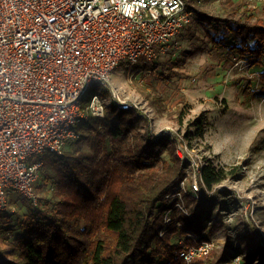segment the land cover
<instances>
[{"label":"built area","instance_id":"built-area-1","mask_svg":"<svg viewBox=\"0 0 264 264\" xmlns=\"http://www.w3.org/2000/svg\"><path fill=\"white\" fill-rule=\"evenodd\" d=\"M194 15L186 0H0V212L11 207L12 190L37 203L43 162H30L32 156L61 154L80 136L77 125L89 111L105 116L98 93L83 105L90 87L109 85L114 105L133 108L112 85L113 71L122 61L133 66L169 51ZM186 150L183 145L176 150L183 160ZM204 186L202 173H195L165 195L160 236L172 227L184 230L174 211L189 215L187 195L202 198ZM184 232L178 240L184 246L173 258L178 264H192L215 246L213 238ZM187 239L192 243L186 245ZM231 261L244 264L241 255Z\"/></svg>","mask_w":264,"mask_h":264},{"label":"trees","instance_id":"trees-1","mask_svg":"<svg viewBox=\"0 0 264 264\" xmlns=\"http://www.w3.org/2000/svg\"><path fill=\"white\" fill-rule=\"evenodd\" d=\"M196 12L212 41L226 49L225 61L245 58L264 68V19L252 21V15L245 11L242 16L224 17ZM260 78L264 82V70ZM149 100L160 113L167 110L159 93L154 92ZM185 113V107L180 106L168 115L182 122ZM202 123H197L199 135H203ZM150 124V118L142 117L137 110L119 109L113 103L105 107L102 118L89 111L77 125L78 140L89 150L77 153L64 149L61 154L48 156L60 176L56 186L58 207L38 209L35 215L23 219L18 246L0 248V264H153L158 259H172L178 264L180 261L173 258L184 246L176 241L178 233L182 237L188 230L210 238L205 234L203 219L207 210L200 209V203L190 215L183 214L184 230L174 227L159 235L164 197L180 183L185 165L176 153V138L155 136ZM201 173L204 188L211 190L235 175L237 169L227 170L208 159ZM218 192L213 197L202 196L213 200ZM11 198L12 194L9 201L13 204ZM187 200L197 201L192 197ZM8 214L7 210L0 212L3 217ZM191 243L190 239L185 241L186 245ZM228 253L224 250L217 255L213 250L192 264H224ZM259 253H252L244 264H254ZM262 254L256 264H264Z\"/></svg>","mask_w":264,"mask_h":264},{"label":"rangeland","instance_id":"rangeland-1","mask_svg":"<svg viewBox=\"0 0 264 264\" xmlns=\"http://www.w3.org/2000/svg\"><path fill=\"white\" fill-rule=\"evenodd\" d=\"M186 2L195 17L175 37L176 42L173 40L170 50L153 60L141 58L133 66L122 61L113 71L111 82L120 89L122 97L137 105L130 109L137 110L144 118H150L155 136L172 135L176 138V150L178 145L187 147L186 160L180 158L185 165L182 179L187 177V183L195 173L201 172L197 165L201 166L208 159L227 170L237 169L235 175L227 177L213 189H203L202 193L211 197L219 191L213 200L202 196L194 203H188L187 198L192 196L186 197L189 215L198 203L201 204L200 209L207 210L203 214L207 229L205 234L216 241L209 253L193 261L207 257L213 250L217 255L227 250L229 253L224 264H231L233 256L241 255L245 261L252 253L260 251L254 262L256 264L264 253V82L260 78L264 68L260 63L245 58L234 57L225 61L226 49L212 41L208 27L198 20L196 10L220 17L242 16L245 11L252 15L253 21L257 17L264 19V2ZM109 87L100 82L94 83L85 95L83 105L89 104L93 93L100 95L105 106L112 104ZM154 92L161 95L167 107L163 113L151 105L149 96ZM180 106L186 110L182 122L168 115ZM172 115L175 117V114ZM198 121L203 122V135L197 133ZM78 138L68 141L64 149L77 153L88 151V145ZM107 144L110 149L108 138ZM48 156L39 154L29 159L30 162L41 159L43 162L35 186L36 204L12 190L13 204L7 210L9 214L0 216L1 249L11 250L18 246L17 237L23 230V219L35 215L38 209L58 207L56 186L60 176L52 168ZM183 214L182 211H174L176 222L183 224ZM212 227L215 230L210 232ZM180 238L181 233H178L176 241ZM154 242L156 239L153 245Z\"/></svg>","mask_w":264,"mask_h":264}]
</instances>
